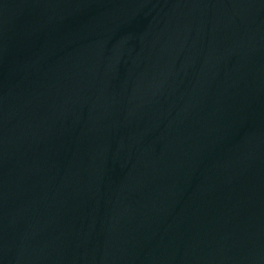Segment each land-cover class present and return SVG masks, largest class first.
I'll return each instance as SVG.
<instances>
[{"label":"water","instance_id":"obj_1","mask_svg":"<svg viewBox=\"0 0 264 264\" xmlns=\"http://www.w3.org/2000/svg\"><path fill=\"white\" fill-rule=\"evenodd\" d=\"M0 264H264V0H0Z\"/></svg>","mask_w":264,"mask_h":264}]
</instances>
